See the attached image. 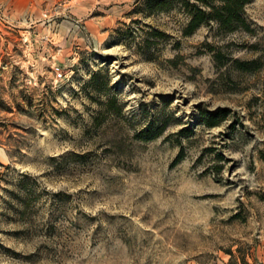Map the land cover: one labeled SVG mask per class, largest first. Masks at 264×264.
I'll use <instances>...</instances> for the list:
<instances>
[{"label":"rangeland","instance_id":"1","mask_svg":"<svg viewBox=\"0 0 264 264\" xmlns=\"http://www.w3.org/2000/svg\"><path fill=\"white\" fill-rule=\"evenodd\" d=\"M144 1L0 0V264H264V0L251 32L188 36L179 5ZM99 68L119 116L95 101Z\"/></svg>","mask_w":264,"mask_h":264},{"label":"trees","instance_id":"2","mask_svg":"<svg viewBox=\"0 0 264 264\" xmlns=\"http://www.w3.org/2000/svg\"><path fill=\"white\" fill-rule=\"evenodd\" d=\"M251 1L252 0H145L144 2L149 10L159 12L168 11L176 4L179 5L188 16V22L183 29V34L188 36L193 34L202 25L210 22L215 23L218 29L224 33H231L238 30L251 32L252 28L245 16V6ZM152 35L161 38L163 32L154 31ZM214 58L218 67H223L230 63V66L234 70L241 72H254L262 65V62L259 59H230L227 57L225 58L221 52L214 53ZM101 72V68L92 72L89 80L92 84L93 92L98 95V97L95 98V101L101 106L102 111L106 112V114L119 116L122 113L123 105L117 100L116 95L110 92L111 87L109 86V76L105 70L103 80L97 79ZM101 94L104 95L103 100L100 98ZM25 102L29 107L32 106V100L30 98H26ZM17 107L20 110H23L18 103ZM227 113L228 110L224 108L215 111H203L201 114L203 124L207 127L218 126L226 119ZM100 121L103 120L101 119L99 122ZM166 127V122L145 126L134 132L133 138L142 142L152 141L162 136L166 131ZM186 131L187 129L182 128L180 133L184 134ZM259 157L264 162V151H260ZM181 158L182 154L178 155L175 162L179 161ZM3 166L4 165L0 163V167ZM216 171L218 172L219 170ZM19 184L26 188L25 185L27 184L25 180H20Z\"/></svg>","mask_w":264,"mask_h":264},{"label":"built area","instance_id":"3","mask_svg":"<svg viewBox=\"0 0 264 264\" xmlns=\"http://www.w3.org/2000/svg\"><path fill=\"white\" fill-rule=\"evenodd\" d=\"M54 75H55V78H61L62 77V71L59 67H56L54 69Z\"/></svg>","mask_w":264,"mask_h":264}]
</instances>
